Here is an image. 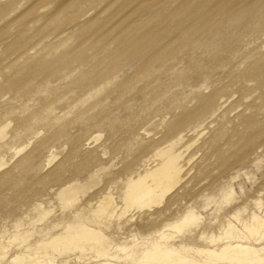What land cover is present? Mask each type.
I'll return each instance as SVG.
<instances>
[{
    "label": "rangeland",
    "instance_id": "374dc122",
    "mask_svg": "<svg viewBox=\"0 0 264 264\" xmlns=\"http://www.w3.org/2000/svg\"><path fill=\"white\" fill-rule=\"evenodd\" d=\"M2 1L6 3L7 12L0 16V123L8 124L0 143L8 142L10 137L8 143L12 144L11 134L15 129L22 134L17 142L25 141L27 129L24 121L29 114L35 113L33 129H39L41 133L35 139L36 143L22 153L34 160L36 169L21 171L14 168V161L7 166L13 174L16 173L15 177L24 178L26 186L14 180L0 186V264H13L15 261L11 257L21 255L19 252L24 254L25 260L43 249V252H50V257H56L53 258L54 264H145L144 260L152 252V244H173L176 248L178 244L179 252H183L185 246L221 247L226 241H232L221 235L227 221L237 224L236 227L239 225L237 229L247 236L243 243L261 248L260 254L264 256L262 231L249 236L243 228L245 222H251L253 213L264 217V5L262 8L234 7L233 12L237 11L234 16L230 13L209 18L204 7L195 21L166 15L149 21L142 17L137 21L142 26L139 34L153 28L157 37L163 36L159 45L169 44L174 50L173 57L162 67L154 63V68L142 71L140 67L144 68L145 55L136 52L134 57L127 45L135 35L132 31L135 17L130 16L131 11L148 1L153 10L166 3L168 8L163 14L180 4L187 14L199 0H69L61 5H55L54 0L47 3ZM20 9L28 11L16 17ZM241 10L247 14L239 19L237 14ZM231 18L237 20H229ZM179 29L190 33L191 38L182 41L180 37L174 38ZM117 52L121 54L116 55ZM217 58L224 59L225 63L220 65ZM59 59L65 70L49 74V67L60 64L56 62ZM255 61L257 65L253 64ZM104 70L105 80L97 82ZM151 82L169 86L185 109L197 105L199 96L217 90L221 110L203 121L198 122L204 116L183 124L184 110L177 106V102L169 96L159 101L152 99L150 94L154 83L151 85ZM20 83L24 85L19 86ZM97 83H102V87L98 88ZM157 103L161 106L159 112L155 110ZM163 118L176 122L179 125L177 131L183 130L181 135L184 136L178 146L182 145L187 153L181 159L183 171L179 183L166 193L161 204L128 213L127 218L135 214L129 230L124 228L115 232L114 226L104 224L106 220L94 221V208L102 199L99 197L102 191H112L113 195L110 194L114 196L115 204L118 201L117 204L122 206L120 187L125 181L122 178L126 177V166L137 162L142 154L148 153L146 158H149L153 152L142 151L146 143L138 142L140 136L144 140L159 139L162 142L159 147L167 144L168 141L164 142L167 137ZM242 118L258 123L244 125ZM194 124L192 129L188 128ZM217 132L222 136L217 144L222 153H233L245 145V139L251 133L258 135L253 144L245 145L248 152L243 160H233L222 166L212 159L206 168L208 171L204 168L208 173L199 176L197 169L202 166L201 158L206 151L210 156L212 151L207 148L208 142ZM36 145L39 148H35ZM88 150L95 151L97 156L87 166L84 156ZM51 152L56 158L46 165ZM188 154L194 156L190 162L186 160ZM144 157L142 159H146ZM146 163L145 167H153L157 159L153 161L152 157ZM73 194L78 195L70 205L66 201ZM36 203H41L37 210L34 209ZM259 204L261 206L256 207ZM74 210L80 212L77 217L81 216V220L73 215ZM187 211L195 212L199 217L191 236L177 233L169 226ZM235 213L239 214L238 219L233 217ZM59 221L65 222V227ZM80 221L87 228L99 229L98 233L110 237L106 241L108 245L105 243L103 247L110 251V255L119 256L121 262L104 260V256L99 258L95 256V250H86L82 254L64 252L59 256L40 240L44 239L41 236L44 228L52 223L56 226L51 227L50 235L63 232L68 224H72L73 230L75 223ZM27 230L28 234L25 233ZM202 231H206L207 240L200 237ZM20 233L24 235L20 236ZM162 233L172 236L167 241L162 238ZM218 235L223 237L221 241ZM211 239L214 243L210 242ZM128 254L132 256L124 260ZM199 254L193 252L194 257L203 259L204 253ZM73 256L79 260L72 261ZM244 264H264V261H246Z\"/></svg>",
    "mask_w": 264,
    "mask_h": 264
},
{
    "label": "bare ground",
    "instance_id": "6f19581e",
    "mask_svg": "<svg viewBox=\"0 0 264 264\" xmlns=\"http://www.w3.org/2000/svg\"><path fill=\"white\" fill-rule=\"evenodd\" d=\"M23 1H27V0H23ZM49 1H51V0H36V2H38V3H42V2L47 3ZM54 1L56 2L55 5H61V4H64L65 2H67L69 0H54ZM2 2L3 1L0 0V16H3L7 12L6 7H4V5H6V3L5 2L2 3ZM20 3H22V2H20ZM150 5L151 4L148 1H146L145 3L142 4L141 7H136L130 13V16L135 17L133 19L135 24H132V31L135 33V35L128 40L127 45L129 47V49L134 52V54H135V56L133 55L134 57H136V52L142 53L145 55V59L143 61L144 68L140 67L143 69L142 71H144V70L147 71V69L149 67L151 69L154 68V67H152V65L154 63H156L158 66L162 67L166 60H169L173 57V51H174L173 47L170 46L169 44L163 45V46L159 45V41L162 39L163 36L161 38L157 37L156 36L157 31L154 30L153 28H147L142 32V34H139V32L142 30V26L139 24V22L137 23V21H141L142 17H145V20L149 21V20L154 19V18L158 19V16L166 15L168 17H175V16L183 17L184 21H187L188 19H190L191 21H195L200 16V14L202 13V11H203L202 9H204V7L209 12L208 18L210 16H216V15L219 17H222V16L228 15L230 13H231L230 15H233V13L237 12V11L233 12L234 7H238V8L241 7L244 9H245V7L262 8L261 6L264 5V0H199V2L195 5L193 10L187 14L184 13L185 8L181 4L177 8H173L171 10H168L166 14H163L164 11L168 8V7H166L167 6L166 3H162L158 7V9H154V10H153V8L150 7ZM241 8H239V9H241ZM246 9H248V8H246ZM27 11L28 10H22V9L17 10L15 16L17 17V16L25 15V13ZM250 11L251 10H249V13H250ZM257 11H258V9H257ZM245 14H247V12H245L244 10H241L238 12L237 16L240 19V16H243ZM185 15L187 16V18L185 17ZM205 15L206 14H204V16ZM237 16H235V17H237ZM208 18H207V20H208ZM229 20L236 21L237 18H236V20L232 19V18ZM68 25H69V23H68ZM191 25H194V22H191ZM194 26L196 27V25H194ZM166 29L170 30V28H168V27H166ZM175 37L176 38L180 37L179 40L182 41V40L190 39L191 35H190V33L189 34L184 33L181 31V29H179L177 31L176 35L174 36V38ZM57 38H59V36H57ZM57 38H56V40H57ZM59 41L63 43V40L62 41L59 40ZM59 41L57 43L58 45H59ZM17 44H19V41H17ZM115 54L118 55L121 53L117 52ZM130 55H132V54H130ZM137 56H138V54H137ZM131 59H132V56H131ZM25 60H26V58H25ZM216 60L217 61L219 60L218 61L219 64L221 61L220 65H222V62L225 63L224 59L217 58ZM56 62H58L60 64H57L55 67H52V66L49 67V74H51V75L54 72H57L60 70L61 71L65 70L62 60L59 59V60H56ZM253 64L257 65V61H255ZM215 67H217V66L215 65ZM136 68L137 67H135L134 70H132V71L135 72ZM136 73H139V72H136ZM136 73H134V74H136ZM105 75L106 74H105V70H104L103 73L101 72L100 75L97 77V80H98L97 82H102V80H105ZM257 79H259L258 76H257ZM108 82L111 83L112 81L109 79ZM153 83L154 82H151V85ZM22 85H24V84L20 83L19 86H22ZM101 85H102V83H97L98 88L102 87ZM153 85H154V89L150 94L152 96V99L154 101H159L162 97L169 96L172 101L177 102V106L179 105V107H181L184 110L183 115L181 117L183 124L193 122V121L198 120L204 116L205 118L202 120H199L198 122L203 121V120H205L211 116H214L215 114H218V110H221V104L222 103L219 102L220 101V95L217 96L218 95L217 90H213L207 94H203V95L199 96V98H198L199 102L197 105H195L191 108L185 109L181 106L179 101H177L176 92L172 91V89L169 88V86H159V85H157V83H154ZM148 94H149V92H148ZM160 108H161V106L157 103L155 110L159 112ZM12 109H10V110H12ZM102 110L100 112H102ZM6 112H8V111H6ZM34 114H29L28 117L24 121V126L27 129V131L25 132L27 139L25 141L17 142V139L20 136H22V134H21V132H19L20 133L19 134L17 132V130L15 129L14 133L11 134L12 144L8 143L10 141V137L8 138V140H9L8 142L5 141L6 143H0V186L4 183L10 181V180L16 181L21 186H26V182L24 181V178L22 176L15 177L14 174H16V173L13 174V170H10L7 168V166L11 162L14 161V163H15L14 168H17L21 171L22 170H30V169L33 170V169H36V167H37L33 162L34 160L32 161V159L29 155L22 154L25 151V149H27L28 147H30V146L34 145V143H36L35 139L41 133V130L33 129L35 123H34V121H33L34 119L32 117L34 116ZM243 119L244 118H242L241 120H243ZM44 120H46V119H44ZM162 120H165V118H163ZM38 121L42 122L40 120H38ZM257 123L258 122H255L252 119L250 120V118H245L242 121V124H244V125H247V124L256 125ZM7 124L8 123H0V139H2L6 135L5 129L7 128ZM196 124H194L188 128L192 129ZM178 126L179 125H177V123L174 121L165 120L163 127H164V132H165L164 135L167 137V139L164 140V142L165 141H168V142L166 145H164L162 147H159V144L161 145V143H162L159 139H155L152 137L153 139H151V140H144L140 136V139H138V142L140 144H142L143 142L146 143L145 146L143 147L142 151L149 150L150 153L152 151L153 152L150 154L149 158H146V155H148V153L142 154L137 162H134V163L132 162L131 165L128 164L126 166V169L124 172L126 177L122 178V180H125V181H124L122 187H120V189H122L120 198L123 201V205L122 206L120 205L121 204L120 199H119L120 204H117L118 201H116L117 205L115 204V200L113 198L114 196H112L113 195L112 191L110 192V190L109 191L103 190L101 196L99 195V197L100 198L102 197V199L99 201L97 200L99 202V204L96 203V205L98 204V206L96 208H94V209H96V212L94 211L95 216H93L94 218L92 217L93 220L94 219L95 220L98 219V220H102V221H103V219L106 220V223H104V224H107L108 227H109V225L114 226L115 232H118L124 228L129 230L131 225H132V223H131V221L133 220L132 216H135V214L132 215L131 217L127 218L129 216L128 213H130L132 210H135V209H137V210L149 209V208H151L153 206L155 207V205H159L163 202V200L166 196V193L167 192L169 193L171 188L174 189L173 186L179 181V179L181 180L180 175H182V174H180V173L183 171L182 165L180 163L182 161L181 159L185 156L184 154H185L186 150L181 148L182 145L178 146L179 143L182 141V138L184 136V135H181L183 130L177 131ZM138 135H139V133H138ZM257 135L258 134L255 132L251 133V136H249L247 139H245V141H246L245 145L253 144L256 141ZM221 137L222 136L217 132L214 136H212V139L210 140V142H208L207 148L210 149V151H212V152L210 153V156H208V154H206L207 151L204 152V154H203L204 156H202L203 158H201L202 166H200V168L197 169L198 170L197 174L199 176H203L208 171V169H206V168L208 165L211 164L210 160H212V159L215 160L216 164H221L222 166H225V165H228L230 163V161L234 160L237 162V161H241L245 158V155L248 152V150H245V145H242V147H239L233 153H225V152L222 153L223 151H221L220 148L217 147L218 141H219V139H221ZM94 138H96V137H94ZM35 148H39V146L36 145ZM96 156H97V154L95 151L88 150L84 156V158L86 159L85 164L88 166L91 159H94ZM187 156H188V159L186 158L187 161H189L190 159H192L194 157V156L192 157V154L191 155L188 154ZM143 157L146 159H142ZM152 157H153V161L157 159V164L155 163V166H153L154 165L153 164L152 165L153 167H150V168L145 167L147 164L146 162ZM155 157H156V159H155ZM55 158H56V156L53 154V152H51L50 155L48 156V158L47 159L45 158L46 159V165L51 164V162H53V160ZM139 161L141 163H138ZM189 162H187V163H189ZM204 168L207 171H205ZM134 177H137V179H134ZM69 186H70V184H69ZM77 195L78 194H76V195L73 194L70 196L68 195L69 198L67 199L66 203L70 204V202H75ZM62 199H63V197H62ZM256 204H257V202H256ZM39 205L36 203L34 209L37 210L38 209L37 206H39ZM118 205H120L121 207L119 209H116V206L118 207ZM81 206H79V207H81ZM92 206L95 207L94 205H92ZM259 206H261V205L259 204L256 207H259ZM66 207H67V205H66ZM85 207H86V205H85ZM91 208L92 207H90V209ZM91 210H93V209H91ZM91 210L89 211V213L91 212ZM258 210H260V209H258ZM74 211H72V212H74ZM136 213H138V212L136 211ZM194 213L192 211H187L177 222H175L169 226L171 228L175 229L177 231V233L178 232L179 233L180 232L187 233L188 235L191 236V234H193V232L195 231V228L198 226V223H199V217ZM236 213L233 214V217H236L238 219L239 214H236ZM41 214L43 215V213H41ZM263 214H264V212H263ZM73 215L75 217H77L80 215V212L75 211ZM145 216H147V215H145ZM83 217L84 216H82V218ZM251 217H252V220L250 223H247V222L244 223L243 222L244 225L243 224L242 225H243L244 230L248 231V234H250L249 236H251L254 233L257 234V232H259V231H262L261 234H262V237H264V217H261L259 215L254 214V213ZM77 218L78 219L80 218L79 220H81V216L77 217ZM89 218L91 219V217H89ZM83 220H84V218H83ZM241 220H244L243 217L241 218ZM68 221H70V220H68ZM74 221L72 219V222H74ZM59 222L63 223V221H59ZM16 223L19 224V222H16ZM64 223L62 224L63 225L62 227H65ZM69 223H71V222H69ZM99 223H96V224H99ZM101 223H103V222H101ZM56 224H57V222H56ZM235 225H237V224H235ZM235 225H233L230 221H227L226 226H224V228L222 230L223 234H221V235L227 239L228 238L231 239L232 241L228 240L221 247H218V248H214V246H213L212 248H214V249H212L211 247L204 248L205 246H203V248H199V247L198 248H192L191 246H190L191 248L190 247L185 248L186 246L184 244L183 245V246H185L183 248L184 251L179 252L177 250V248H179L178 244L175 245V246H177V248L174 247L173 244H169V245L167 244V245H163V246H161L160 244H154V245L152 244V246H151L152 252L144 260V261H146L145 264H244L246 261H248L249 263H258V262L264 261V256H261V254H260L261 248H255L254 246L244 244L243 241H245L247 239V236L244 235V232L242 233L239 231V229H237V227L239 225L237 227ZM55 226H56L55 223L54 224L52 223L46 229L44 228V233L41 234V236H44V239L43 238L40 239L42 241L44 240L43 243H45L46 245L51 246V248H52L51 252L52 253L56 252V253H58L59 256L60 255L62 256V253H64V252L65 253L81 252V254H82V252L86 251V250H95L96 251V253H94V254H96L95 256H98L99 258H101V257L103 258V256H104L105 257L104 260H118V259H120L119 256L110 255V253H108L110 251H107L103 247L104 244L106 243V241L110 237L107 238L102 233H98L99 229L97 231H95L94 230L95 228L94 229L93 228L92 229L87 228L85 226L84 222L80 221L78 223H75V227L73 230L71 229L72 224H71V226L68 224L65 229L63 228L64 229L63 232L55 233V234L51 233L52 235H50L49 230L53 229ZM57 226H58V224H57ZM51 227H53V228H51ZM166 227H167V225H166ZM165 229H167V228H165ZM27 232H28V230L25 233L28 234ZM41 232H43V230ZM124 232H125V230L123 231V233ZM205 232L206 231H202L200 234V237L207 240ZM164 233H162V238H165V240L171 238V236H172L171 234L168 236L167 234L165 235ZM256 234H254V235H256ZM23 235L20 233V236H23ZM218 236H217L218 240L223 238L220 235H218ZM12 238L14 240V237H12ZM18 238H19V236H18ZM18 238H16V240ZM26 239H27V236H26ZM20 240H21V237H20ZM211 240H210V242L214 243L213 239H211ZM22 243H24V245H25V242H22ZM39 243H41V242L38 241V244ZM106 244L108 245V243H106ZM122 246L123 245H121V247ZM3 247L6 248V246H4V244H3ZM109 247H111V245H109ZM5 248H4V250H5ZM7 248H9L8 245H7ZM114 248H115V245H114ZM209 248H211V249H209ZM179 249H181V248H179ZM118 250H122V249H118ZM43 251H44V249H43ZM43 251H41V253H39V254L36 251L37 255L33 256V257L31 256L32 254L29 255L28 257L26 255L27 259H25V260H24L25 256H24V254L22 255L21 252H19L21 255L15 256L14 254H12L15 257L14 256H12V257L10 256V257L14 258L13 260L15 262L13 264H54V261H55L54 259L56 257L55 258L50 257V252H48V251L43 252ZM147 251H148V249H147ZM4 252H6V251H4ZM193 252H197L200 254L204 253V255L202 254L204 258L198 259V258H196L197 256L194 257L195 255H193ZM0 253H2V252H0ZM28 253H29V251H28ZM143 253H141V254H143ZM7 254H8V252H7ZM73 254H75V253H73ZM131 254L126 255L124 257V260L128 257L130 258L132 256ZM133 255H135V254L133 253ZM139 256H141V255H139ZM0 257H2V256H0ZM75 257L73 256V258H72V261H74V262H75V260H77V258H75ZM8 258H9V255H8ZM144 258H145V256H144ZM118 261H120V260H118ZM141 261L143 262L142 259H141ZM141 261H139V262L141 263ZM80 262H82V260ZM5 263H3V264H5ZM7 264H8V262H7ZM106 264H111V263L106 262ZM124 264H127V263H124ZM132 264H137V263L133 262Z\"/></svg>",
    "mask_w": 264,
    "mask_h": 264
}]
</instances>
